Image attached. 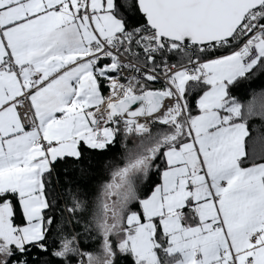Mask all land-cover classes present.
I'll return each mask as SVG.
<instances>
[{"label":"snow or ice","instance_id":"snow-or-ice-1","mask_svg":"<svg viewBox=\"0 0 264 264\" xmlns=\"http://www.w3.org/2000/svg\"><path fill=\"white\" fill-rule=\"evenodd\" d=\"M0 264H264V0H0Z\"/></svg>","mask_w":264,"mask_h":264}]
</instances>
